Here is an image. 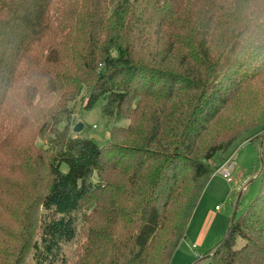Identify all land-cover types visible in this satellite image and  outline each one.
Masks as SVG:
<instances>
[{
    "label": "trees",
    "instance_id": "trees-1",
    "mask_svg": "<svg viewBox=\"0 0 264 264\" xmlns=\"http://www.w3.org/2000/svg\"><path fill=\"white\" fill-rule=\"evenodd\" d=\"M259 77L264 0H0V136L16 108L46 104L54 113L82 91L85 109L105 99L114 124L104 144L72 136L68 125L41 126L56 140L48 191L31 206L41 234L29 244L35 227L26 230L24 202L0 195V223L26 228L14 236L0 224L3 239H24L26 247L6 256L0 250V264H68L65 246L77 237L87 200H105L96 212L104 227L95 232L108 248L88 254L86 264H171L227 153L264 127L260 110L223 116ZM124 118L129 124L118 125ZM6 155L1 147L0 160ZM110 170V182L92 180ZM261 173L259 193L207 256L212 264H264V167Z\"/></svg>",
    "mask_w": 264,
    "mask_h": 264
},
{
    "label": "rangeland",
    "instance_id": "rangeland-1",
    "mask_svg": "<svg viewBox=\"0 0 264 264\" xmlns=\"http://www.w3.org/2000/svg\"><path fill=\"white\" fill-rule=\"evenodd\" d=\"M67 39L69 38H64L63 43ZM68 44L70 46V42ZM238 97L240 100L238 101L239 98H237L233 101L223 113L226 120L232 118L234 116L232 113L238 110L245 112L260 110L263 113L264 77H259L245 85ZM87 98L86 91L70 96L63 101V107L59 106L54 113L47 109L46 104L31 110L16 108L18 115H13V119L7 124L9 132L5 136H0V148L5 147V154H7L6 159L0 160V169L4 171L1 175L4 180V184L0 185L1 198L5 203L10 200L13 202L21 200L24 202L22 217L26 215L24 208L29 215V219L26 220L27 229L24 224L20 225L18 221L15 224H9L10 221L4 220L0 224L10 230L14 236L25 233V229L30 232L35 227L33 240H29V244L39 239L41 234L38 229L40 223L36 219V209L31 206L38 197L48 191L49 164L55 152L54 135L47 132L48 130L41 131V126L47 123L48 129L51 126L63 129L68 125L72 136L93 138L99 144H104L112 138L111 130L114 124L103 113L105 99L97 101L91 109H85ZM46 103L53 105L55 101ZM25 110L30 112L27 111L29 116L15 122L27 113ZM43 111H47V113L44 115ZM262 113H256L255 116ZM257 119L258 117L256 121H258ZM129 122V119L124 118L117 124L126 126ZM78 123L84 124V128L80 132H75L74 128ZM26 125L28 126L26 127ZM20 129L22 130L20 131ZM18 130L20 131L19 135H17ZM252 131L254 135L253 133L246 134L227 153L229 157L234 154V166L231 169L230 179H226L220 172H216L206 184L193 212L185 237L179 243L171 264H212L207 256L217 246L218 241L223 239L229 229L232 217L235 214L239 219L252 199L259 193L263 181L261 171L264 167V142L262 141L264 140V127L260 125ZM249 137L255 139L246 140ZM115 140L120 144H127V141L121 138ZM6 162L9 163L8 166H6ZM66 167L63 165L64 170ZM112 172V170L103 173L95 172L92 180L110 182L112 177L109 178V175ZM3 190H10V192L2 193ZM93 196L98 197L95 193L91 194V198ZM104 203L105 200L95 206L94 201L87 200L79 210L77 237L67 244L64 250L68 264H86L87 259L92 256L88 254L95 251L104 253L103 250H107V240H98L101 237L99 233L95 232L103 222L96 212ZM19 211L21 212V208ZM102 227L104 226L102 225ZM2 230L3 228L0 226V250L3 251V255L6 256L11 252L18 254L21 249H26L24 239L19 241H13L12 237L3 239ZM27 250L28 252L25 251L26 260L31 261L32 249L29 247ZM2 256L0 263L5 262Z\"/></svg>",
    "mask_w": 264,
    "mask_h": 264
},
{
    "label": "built area",
    "instance_id": "built-area-1",
    "mask_svg": "<svg viewBox=\"0 0 264 264\" xmlns=\"http://www.w3.org/2000/svg\"><path fill=\"white\" fill-rule=\"evenodd\" d=\"M234 166V160L233 155H231L217 170V172H220L222 176L226 179H230L231 175V169ZM194 248H196V245H194Z\"/></svg>",
    "mask_w": 264,
    "mask_h": 264
},
{
    "label": "water",
    "instance_id": "water-1",
    "mask_svg": "<svg viewBox=\"0 0 264 264\" xmlns=\"http://www.w3.org/2000/svg\"><path fill=\"white\" fill-rule=\"evenodd\" d=\"M83 128H84V124H82V123H78V124L75 126L74 131H75V132H80V131L83 130ZM234 216H235V214H234Z\"/></svg>",
    "mask_w": 264,
    "mask_h": 264
},
{
    "label": "crops",
    "instance_id": "crops-1",
    "mask_svg": "<svg viewBox=\"0 0 264 264\" xmlns=\"http://www.w3.org/2000/svg\"><path fill=\"white\" fill-rule=\"evenodd\" d=\"M234 155V154H233Z\"/></svg>",
    "mask_w": 264,
    "mask_h": 264
}]
</instances>
